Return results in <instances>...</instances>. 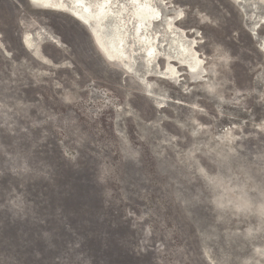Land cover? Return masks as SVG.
Listing matches in <instances>:
<instances>
[{"label": "rangeland", "instance_id": "1", "mask_svg": "<svg viewBox=\"0 0 264 264\" xmlns=\"http://www.w3.org/2000/svg\"><path fill=\"white\" fill-rule=\"evenodd\" d=\"M96 1L0 0V264H264V9L153 0L203 72L161 45L140 83L71 14Z\"/></svg>", "mask_w": 264, "mask_h": 264}, {"label": "bare ground", "instance_id": "2", "mask_svg": "<svg viewBox=\"0 0 264 264\" xmlns=\"http://www.w3.org/2000/svg\"><path fill=\"white\" fill-rule=\"evenodd\" d=\"M30 1H32L37 7L48 8V5H51L49 8L59 7L58 9H60L61 6L60 0ZM127 1L133 6V11L128 18L121 16L119 11V13L112 12L107 14L109 0L96 1L94 8L89 4H82L80 12H76V10L71 13L79 21L73 17L72 18L79 23L86 22L89 25L93 36L92 41L97 47L96 51L98 50V53L100 52L104 57L111 58L118 55L124 56L128 61H122L125 65L129 66V64L133 63V60H135L134 55L132 56L133 60H131V55L134 52H138L142 56L141 62L145 67L144 70H146V68H151L149 64L152 63V65H154L152 57H157L161 45H163L164 50H167L168 46L174 44L176 51L170 54L168 52L165 55L166 57H163L164 59L162 58L161 60V58H159V60H161L166 66L169 65L173 57L180 65L185 61L190 62L189 66L191 69L190 74L188 73L189 77L191 79L199 77L203 72L200 55L193 48V45H189V43L184 41L179 31H170L172 21L168 17L163 19V14L154 6L153 0H139V3H132L130 0ZM74 3L79 4L80 0H74ZM63 13L69 15L67 12ZM99 13L102 14L103 17L106 16V19L103 20V22L95 19L96 15ZM157 16H159V19H156ZM105 29L110 31L106 41H104L100 35V32ZM28 35L29 33L23 37L25 41L24 46L30 51V53H35L37 58L41 57V55H39L40 53L37 52V46L34 47L32 45V49L27 47H30L32 44L29 37H34V35ZM134 47H136V50ZM134 63L136 64V61H134ZM160 76H163V74ZM142 87L144 90H150L147 83L145 87L141 84V88Z\"/></svg>", "mask_w": 264, "mask_h": 264}, {"label": "water", "instance_id": "3", "mask_svg": "<svg viewBox=\"0 0 264 264\" xmlns=\"http://www.w3.org/2000/svg\"><path fill=\"white\" fill-rule=\"evenodd\" d=\"M229 1H231L235 6H237L239 8H241V7L242 8H246L245 2L247 0H229ZM254 1H255L254 2L255 9H260V8H263L264 9V6L261 5L260 0H254ZM26 3H27V5L30 8H32L34 10H48V9H39V8H37V6L34 5L32 3V1H30V0L29 1L26 0ZM252 6H253V4H252ZM255 18L257 19L256 20V23H255V26H254L255 29H257L258 26L261 25V24L264 25V14H261V15H259V14L257 15L256 14L255 15ZM95 19L97 21L103 22V20L106 19V16L103 17L102 14L99 13L98 15H96ZM80 24L82 25V28H84V30L86 31V33L89 34L88 36H89L90 41L92 43L93 36H92V32H91V29H90L89 25L86 22H81ZM22 33L23 32H20L19 37H20V40L22 41V43L24 45L25 44V41H24V38L22 37ZM109 33H110V31L107 30V29L102 30L100 32L101 38H103V40L106 41L107 38H108V36H109ZM254 33L256 34V36H254V37H260V38L264 37V34L263 33L258 34L256 31ZM30 35H37V36H35V37H37L36 41H37V44H38L37 45V52L40 53L39 55H42L43 56L41 44L43 42H45V40H46L47 37L45 36V34H43V32L41 31V29L40 30H37L36 32H33L32 34L30 33ZM255 46H256V48H260L259 43L256 42V40H255ZM96 52L98 53V51H96ZM27 54L32 59H34L36 61H39L40 60L39 58H37V55L35 53H33V52H31V53H28L27 52ZM98 54L101 56V58L104 60V62L108 66H111L114 69L118 70L122 76H124V77H128V76L129 77H134L140 83L148 82L147 81V77H149L150 75H161L159 72H156L155 71V68L153 67L152 63L151 64L148 63L151 68H146V70H144L145 67L143 66V64L141 62L142 61V59H141L142 56L138 52H134L131 55V60H133V57H132L133 55L135 57V60H133V63H130L129 66H127V65H125V63H123L122 60H126V58L124 56L118 55V56H114V57H111V58L110 57H108V58L105 57L104 58V56L101 55L100 52ZM43 60H44V57H43V59H41V61H43ZM126 61H128V60H126ZM134 61H136V64L134 63ZM134 66H135V68H134ZM144 91H147V90H144ZM160 104H162V105H159V106L162 107L163 104H165V103L161 102Z\"/></svg>", "mask_w": 264, "mask_h": 264}, {"label": "snow or ice", "instance_id": "4", "mask_svg": "<svg viewBox=\"0 0 264 264\" xmlns=\"http://www.w3.org/2000/svg\"><path fill=\"white\" fill-rule=\"evenodd\" d=\"M34 2H35V0H34ZM109 2H111V0H109ZM130 2L139 3V0H130ZM177 2L178 3L185 2V0H177ZM260 3H261L262 6H264V0H260ZM48 6L50 7L51 5H48ZM183 15H184V12H183V10H181L180 13H179V16L177 17V19H180L181 17H183ZM156 19H159V16H157ZM209 91H213V90L209 89ZM200 171H201V174H203V169H201Z\"/></svg>", "mask_w": 264, "mask_h": 264}]
</instances>
